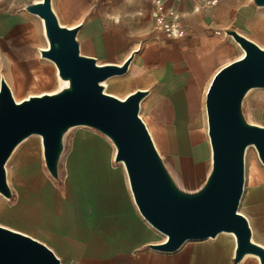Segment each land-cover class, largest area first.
I'll return each mask as SVG.
<instances>
[{
  "label": "crops",
  "instance_id": "1",
  "mask_svg": "<svg viewBox=\"0 0 264 264\" xmlns=\"http://www.w3.org/2000/svg\"><path fill=\"white\" fill-rule=\"evenodd\" d=\"M42 2L0 0V80L17 103L53 94L61 85L55 65L41 56L48 49L43 21L26 11ZM50 5L62 28L77 29L81 55L101 66L131 59L123 75L108 79L110 95L123 94L118 99L124 100L146 92L140 110L153 143L179 184L196 190L212 157L206 91L221 68L243 56L225 32L252 41L246 33L251 25H264V7L252 0H165L164 11L176 14L182 31L168 37L154 28L152 0H50ZM115 154L105 137L85 131L63 154L58 181L38 164L15 171L12 199L0 198V226L41 242L66 264H233L235 245L222 234L188 241L174 253L149 249L165 239L139 215ZM238 211L248 221L251 241L264 248V166L258 157L245 171ZM239 264L259 261L246 256Z\"/></svg>",
  "mask_w": 264,
  "mask_h": 264
},
{
  "label": "water",
  "instance_id": "2",
  "mask_svg": "<svg viewBox=\"0 0 264 264\" xmlns=\"http://www.w3.org/2000/svg\"><path fill=\"white\" fill-rule=\"evenodd\" d=\"M263 8L264 0H252ZM26 11L43 21L48 49L41 56L51 61L61 88L17 103L0 80V196L12 199L5 165L14 150L32 136L41 138L43 162L49 177L58 181L64 138L73 128L99 133L114 146L115 163L123 164L139 215L165 237L149 249L174 253L188 241L230 234L235 239L233 264L246 256L264 264V248L251 241L246 218L239 213L244 187V157L253 147L264 166V128L249 123L243 112L246 95L264 89V49L233 30L231 37L243 56L221 68L205 95L211 165L203 183L193 191L178 185L138 114L146 92L136 91L120 100L104 93L103 82L123 75L121 66L98 65L80 54L77 29L62 28L50 0L31 4ZM0 264H61L41 242L0 226Z\"/></svg>",
  "mask_w": 264,
  "mask_h": 264
},
{
  "label": "rangeland",
  "instance_id": "3",
  "mask_svg": "<svg viewBox=\"0 0 264 264\" xmlns=\"http://www.w3.org/2000/svg\"><path fill=\"white\" fill-rule=\"evenodd\" d=\"M260 11L264 13V8L261 9ZM254 33H257V35H255ZM246 34L248 35V38H252V41L255 44H257L260 48L264 49V25H262V26L251 25L250 29H248ZM240 55H241V53L236 55L234 58H237ZM62 85H63V83L61 82L60 88ZM103 86H104V93L111 94L112 92H114L112 80H108L106 82H103ZM123 97H124L123 94L118 95V98H120V99H123ZM263 106H264V89H253L246 95L244 102H243V112H244V115H245V117L249 123L256 125V126L257 125H264V118L261 115L262 109L264 108ZM139 114L141 115L142 119L144 120V116H143V113L141 110H139ZM85 131H91V130L87 129V128H83V127H78V128L71 129L66 134V136L64 138V144H65L64 153L68 151L72 139L76 135H80ZM154 146H155V144H154ZM155 148H156V146H155ZM156 150H157V148H156ZM157 152H158V150H157ZM159 155H160V153H159ZM256 160H257V153H256L255 149L253 147H248L246 150V153H245V157H244V174H245V171L248 169V164H250ZM164 162H165V160H164ZM32 164H38V166H40V169L42 171H44L46 174H48L46 172L44 162H43L41 138L38 136H32V137H29L28 139L24 140L14 150V152L10 156L9 160L7 161V163L5 165V173H6V180H7L8 186L10 187L9 182H10L12 175L15 173V171H18L20 168L29 167ZM165 164H166V162H165ZM166 166H167V164H166ZM209 169H210V167H209ZM209 169H208V171H209ZM169 171H170V169H169ZM208 171H207V173H208ZM170 173H171V171H170ZM207 173L203 176L202 182L200 183V185L205 180ZM172 176L174 177L173 174H172ZM174 179L176 180L175 177H174ZM176 182L178 183V185L180 187H182L177 180H176ZM182 188L184 189V187H182ZM0 198H1V196H0ZM158 235L161 237V239H163V240L165 239V237L162 236L161 234L158 233ZM220 237L223 240H226L228 243L235 245L234 244L235 239H234L233 235L231 236L229 234H222ZM57 258H59V257H57ZM60 261H61V264H66V262L62 258L60 259Z\"/></svg>",
  "mask_w": 264,
  "mask_h": 264
},
{
  "label": "built area",
  "instance_id": "4",
  "mask_svg": "<svg viewBox=\"0 0 264 264\" xmlns=\"http://www.w3.org/2000/svg\"><path fill=\"white\" fill-rule=\"evenodd\" d=\"M164 1L165 0H152V5H153L152 20H153L154 28L162 30L168 37L180 36L182 35V31H180L178 27V17L174 12L164 11L163 9ZM138 117L146 127V124L140 114H138Z\"/></svg>",
  "mask_w": 264,
  "mask_h": 264
},
{
  "label": "bare ground",
  "instance_id": "5",
  "mask_svg": "<svg viewBox=\"0 0 264 264\" xmlns=\"http://www.w3.org/2000/svg\"><path fill=\"white\" fill-rule=\"evenodd\" d=\"M105 84H106V83H105ZM105 84H104V85H105ZM105 86H106V85H105ZM229 235H230V234H229ZM231 236H232V235H231Z\"/></svg>",
  "mask_w": 264,
  "mask_h": 264
}]
</instances>
